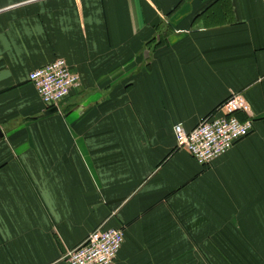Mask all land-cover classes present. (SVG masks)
<instances>
[{
    "label": "crops",
    "instance_id": "obj_1",
    "mask_svg": "<svg viewBox=\"0 0 264 264\" xmlns=\"http://www.w3.org/2000/svg\"><path fill=\"white\" fill-rule=\"evenodd\" d=\"M81 85L45 116L29 74ZM253 131L200 166L177 148L233 95ZM0 264H264V0H0Z\"/></svg>",
    "mask_w": 264,
    "mask_h": 264
},
{
    "label": "built area",
    "instance_id": "obj_2",
    "mask_svg": "<svg viewBox=\"0 0 264 264\" xmlns=\"http://www.w3.org/2000/svg\"><path fill=\"white\" fill-rule=\"evenodd\" d=\"M45 109L58 108L70 93L80 87V75L71 70L63 59L34 70L29 74ZM250 109L241 95L229 97L217 110L200 121L190 132L180 126L175 128L177 148L185 150L200 166H206L226 154L237 142L253 131L251 119L241 122L238 113ZM124 241L121 230L102 229L93 231L78 247L64 256L65 264H113Z\"/></svg>",
    "mask_w": 264,
    "mask_h": 264
},
{
    "label": "water",
    "instance_id": "obj_3",
    "mask_svg": "<svg viewBox=\"0 0 264 264\" xmlns=\"http://www.w3.org/2000/svg\"><path fill=\"white\" fill-rule=\"evenodd\" d=\"M58 113V109L56 107L49 109L48 111L45 112V116H50L53 114ZM1 137V134H0Z\"/></svg>",
    "mask_w": 264,
    "mask_h": 264
}]
</instances>
